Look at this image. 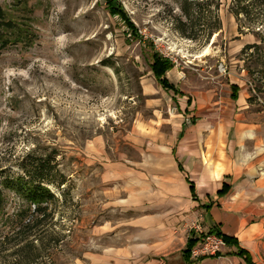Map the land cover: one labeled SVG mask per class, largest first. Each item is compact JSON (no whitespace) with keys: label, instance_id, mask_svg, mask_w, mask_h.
Masks as SVG:
<instances>
[{"label":"rangeland","instance_id":"374dc122","mask_svg":"<svg viewBox=\"0 0 264 264\" xmlns=\"http://www.w3.org/2000/svg\"><path fill=\"white\" fill-rule=\"evenodd\" d=\"M108 1L0 0L8 17L30 18L36 36L31 46L0 55V180L22 174L31 157L54 155L69 190L54 218L72 228L68 264H86L88 254L123 243L141 198L179 190L181 129L200 138L195 145L206 158L235 157L231 84L246 103L251 98L246 119L264 139V43L251 58L240 56L245 45L260 44L264 7L235 17L231 0H194L198 16L188 39L177 28L184 0H113L138 31L133 38ZM217 21L221 29L208 37ZM152 52L173 62L166 78L184 97L158 86L148 66ZM5 194L12 213L18 201ZM202 224L195 225L204 232Z\"/></svg>","mask_w":264,"mask_h":264},{"label":"crops","instance_id":"0c3cea01","mask_svg":"<svg viewBox=\"0 0 264 264\" xmlns=\"http://www.w3.org/2000/svg\"><path fill=\"white\" fill-rule=\"evenodd\" d=\"M231 85L239 88L237 99L230 98L235 103V114L228 124L235 157L223 162L215 156L206 158L202 148L195 145L200 138L184 135V129L183 136L177 139L179 176L175 184L179 190H167V198L161 200L141 198L140 206L135 208L139 215L133 220V233L125 236L120 245L102 249L100 255L88 254L86 264H183L181 252L191 227L199 222L203 223L204 232L216 227L235 238L253 264H264V139L253 132L256 125L246 119L249 107L246 96L239 95L240 86ZM189 182L197 201L191 198ZM172 185L173 182L168 186ZM223 185L227 191L216 196ZM209 202L212 204L208 211L201 208ZM235 251V247L225 246L220 257L193 264H244L229 254Z\"/></svg>","mask_w":264,"mask_h":264},{"label":"trees","instance_id":"16d2710c","mask_svg":"<svg viewBox=\"0 0 264 264\" xmlns=\"http://www.w3.org/2000/svg\"><path fill=\"white\" fill-rule=\"evenodd\" d=\"M196 1V0H195ZM194 0H184L181 11L185 17V21H178V30L181 34L192 39L187 34V29L191 22L198 16V4ZM232 1V14L237 17L240 13H245L248 8L262 9L264 0H251L248 4H244L242 0ZM107 7L112 15L120 16L126 24L127 29L133 38H139L138 31L124 16L120 7L113 0L107 2ZM197 7V8H196ZM31 13V11L29 10ZM258 13V12H257ZM253 15V22L260 23L259 15ZM256 16V17H255ZM31 20L27 18L25 22H19L8 17L7 13L0 6V55L7 49L18 45L29 47L36 39L31 28ZM263 23V22H262ZM262 25V24H260ZM221 29L220 22H216L211 32ZM259 29L257 35L260 44L245 45L240 56L248 53L247 57L251 58L252 50L256 51L261 48L264 43V35L259 37ZM134 35V36H133ZM149 70L158 84L165 92H172L175 96L184 97L166 78V74L174 68L171 60L163 57L157 52L150 54ZM248 75H252L251 69L246 67ZM232 100L237 99L239 88L235 85L229 86ZM251 100L248 99L247 103ZM189 102H187L188 104ZM184 115L187 110H184ZM194 124V120H192ZM183 136V129L179 134V139ZM54 155L48 154L41 157H31L21 166L22 174L17 176H5L0 180V264H68V255L70 254L69 242L66 239L72 232L71 226L63 224L60 219L54 222L56 204L60 200H64L69 190H64L67 179L58 170H55ZM181 170L180 165H178ZM190 194L193 201H197L194 194V187L190 183ZM227 191L226 185L216 193V196H222ZM5 192L12 193L18 203L12 213L7 210V197ZM212 203H206L201 206L205 211L211 207ZM67 231V233H65ZM214 234L221 237L225 246L235 247L236 251L229 253L244 261V264H253L249 253L238 247L235 238L226 236L216 227H211L202 234H196L194 230H190L184 250L181 252L183 264H193L206 258H217L222 254L214 257H203L192 260L190 252L204 238V235ZM60 253V261L58 254Z\"/></svg>","mask_w":264,"mask_h":264},{"label":"built area","instance_id":"2783aa9c","mask_svg":"<svg viewBox=\"0 0 264 264\" xmlns=\"http://www.w3.org/2000/svg\"><path fill=\"white\" fill-rule=\"evenodd\" d=\"M190 230H194L197 234L204 233L199 225H193ZM224 247L225 244L221 237L214 234L204 235L203 240L191 250L190 256L192 260H197L203 257H214L215 255L220 254Z\"/></svg>","mask_w":264,"mask_h":264},{"label":"bare ground","instance_id":"6f19581e","mask_svg":"<svg viewBox=\"0 0 264 264\" xmlns=\"http://www.w3.org/2000/svg\"><path fill=\"white\" fill-rule=\"evenodd\" d=\"M207 52H208V49L206 48V49L201 53V56H206ZM219 139H220V136H216V137L214 138L215 141H218Z\"/></svg>","mask_w":264,"mask_h":264}]
</instances>
